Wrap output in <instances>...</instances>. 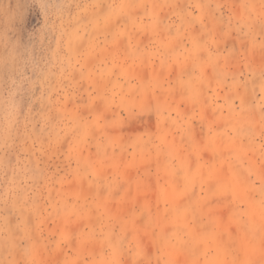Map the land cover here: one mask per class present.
Segmentation results:
<instances>
[{
	"label": "rangeland",
	"instance_id": "1",
	"mask_svg": "<svg viewBox=\"0 0 264 264\" xmlns=\"http://www.w3.org/2000/svg\"><path fill=\"white\" fill-rule=\"evenodd\" d=\"M0 264H264V0H0Z\"/></svg>",
	"mask_w": 264,
	"mask_h": 264
},
{
	"label": "crops",
	"instance_id": "2",
	"mask_svg": "<svg viewBox=\"0 0 264 264\" xmlns=\"http://www.w3.org/2000/svg\"><path fill=\"white\" fill-rule=\"evenodd\" d=\"M148 24H150V27H151V31H153V32H156L157 31V29H158V27H157V23L156 22H150V23H148ZM155 24H156V26H155ZM152 27H153V29H152ZM186 27H182V31L185 29ZM195 31V30H194ZM204 54H205V52H204ZM224 56H223V59L222 60H220L219 62H218V64H219V68H220V70H219V72H221V76H223V77H221V78H223L222 79V81L223 80H225V82H226V80H229V79H227L228 77H231L232 76V70L230 69V67H228L227 66V62H229L227 59H228V56L230 55V53L228 54V51H225L224 53ZM210 55V53L209 54H207V56H203V57H208ZM212 57H215V56H212ZM220 57H222V55L220 56ZM162 58V57H161ZM187 68V67H186ZM216 67L213 65V62H210V67H209V69H210V72H214V69H215ZM180 70H182L181 68H179V71ZM221 78H218V79H216V81H215V84H217V83H220L221 82ZM231 81H232V77H231ZM224 82V83H225ZM198 89H197V91H198V93H197V95H198V97L200 98V99H206V93H205V90H206V88H207V84H198L197 86H196ZM228 87H230V86H228ZM215 88H217V87H215ZM196 89V88H195ZM228 89H232V87H230V88H228ZM206 103H209V102H206ZM225 104L229 107L231 104L230 103H227L226 101H225ZM228 114H226L225 115V119H227L228 118ZM218 119V118H217Z\"/></svg>",
	"mask_w": 264,
	"mask_h": 264
}]
</instances>
